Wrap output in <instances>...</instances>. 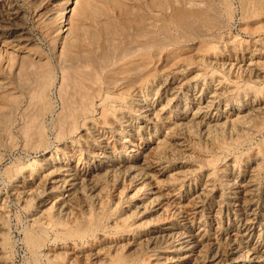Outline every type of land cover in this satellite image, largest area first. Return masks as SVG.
<instances>
[{"label":"bare ground","instance_id":"bare-ground-1","mask_svg":"<svg viewBox=\"0 0 264 264\" xmlns=\"http://www.w3.org/2000/svg\"><path fill=\"white\" fill-rule=\"evenodd\" d=\"M30 1L39 2V0ZM225 4L227 5V8H225L228 9V13H230L229 0H226ZM239 5H241V3ZM242 5L243 7L240 6L241 9L243 10V8H245V10L248 11L245 13L246 18H251L256 16L258 12L262 13V11H264V0H242ZM7 12V18L9 19L8 24L10 25L0 24V36H5V34L10 36L13 33H17L16 31H18L21 26L19 22L23 20L22 12L19 8L11 7ZM243 14L244 13H242V16L244 17ZM68 16H70L68 15V10L62 7L58 17L59 22L60 20L66 21ZM227 17L229 18V14ZM8 27H12V30ZM60 34L62 33L60 32ZM208 51L209 50H207V53H200V57L197 58V63H200L199 67L198 65L195 67L192 66L191 64L193 63H190L192 62L191 58H186V61L182 62H187L188 64L184 65L183 63L181 67H175L174 69H177V71H172L170 73L154 71L149 74V78H147L142 85L143 88L153 90L151 92H153L154 98L158 96L161 97L157 103L154 99H152L153 101H148V97L143 94L141 95L140 92L131 94L121 93L120 95H114L113 93L110 95L108 92H106V94L103 93L99 84L100 76L88 63L79 64L77 62V65H70L72 63L69 62V66L71 67L64 70V74L61 75L62 80L60 78V86L58 85V95L60 97L59 109L54 108L51 99V90L56 82L55 72L48 70V72L40 74L31 79V81H28V86L24 85L27 87V99H14V112L10 109L9 111L11 112L0 113V161L3 159L1 148L2 150L11 149L20 143L23 144L24 148L44 150L46 153L47 151L49 152L47 122H49L48 119L50 116L52 120L51 129L55 133L56 138L60 141L68 139L71 141L70 144H68L69 147L63 149V152L64 154L72 152V156H69L71 157L70 163L62 161L61 163H57L51 155L45 157L46 159L43 165L46 172L38 177H36L37 174L35 171H37L38 168L35 163L36 167L33 166L34 164L32 165V163L29 164L28 167L27 165L22 166L20 164H13L11 167L5 169V175L7 177L11 178V176L14 175L15 178L11 184H9L6 191L0 189V264H12L9 258V254L11 253L10 235L6 233L8 217L6 216L5 208L9 203L6 201L9 199H18L30 210L35 209V212L31 213V218L29 219L27 217L30 225L29 227L26 225L28 228L26 234L24 233L27 247H29L28 249L34 254L35 258L45 246L49 231H55L57 244L55 246L53 245L54 247L52 246L53 248L49 249V251L45 249V251H48L47 254L45 253L47 255V258H45L48 264H163L165 259H163L164 257H162V255L166 251H173L174 255L165 257V264H170V262L173 264L183 259L189 260L191 264L198 263L199 255L202 251L200 248L202 249L204 246V241L196 234L197 240L195 241L198 248L190 249V241L193 238L191 239L189 236L187 238V235L183 233L179 234L177 229L175 232L174 230L176 227L173 226V222L171 223L175 211L179 208H185L184 204H182L183 202L180 200V194L182 192L181 183L184 182L192 171L196 172L205 168L214 167L218 163L221 153L238 149L244 143L250 142L253 136L264 128V103H256L253 101L255 100L254 98H264V87H257L250 82L240 85L239 83L241 81L239 83L236 82V78H233L234 80L228 79L224 74L225 71H231L233 68L240 66V61H237L236 58L234 60L235 62L233 60L221 61L222 58L218 61L215 58V51L212 50L210 54H208ZM259 55H261L260 52L252 54L250 59L246 61L244 67L242 66V71L257 77L264 72V61L258 59L261 57ZM209 56L210 58H214L208 60L207 57ZM240 60L242 61V59ZM142 63L137 62V64ZM147 63L148 62H146V64ZM74 64H76V62H74ZM212 64H215V66L217 65V69L214 68ZM142 66H144V63ZM131 69L132 71L134 70V68ZM151 69L150 67V70ZM108 70L109 69H107V71ZM141 70L143 69H136L138 72ZM138 72L136 74H138ZM178 72L180 76L176 75ZM141 75H144V73L141 72ZM136 76L137 75H135V77ZM139 77L141 78L142 76ZM257 77L255 78L257 79ZM136 78L139 79L138 77ZM136 78H134V81ZM157 81H159L157 84L158 86L153 87L155 84L154 82ZM202 81L203 83L209 84L207 88L200 85ZM131 82L133 84V81H130V85ZM185 88L188 90L184 95ZM247 93L251 94L253 97L251 99L253 102L249 107H239L237 104H233L231 107L232 112H226L224 109L217 106L219 104L218 101L222 97L223 99L227 98L233 100ZM136 95L144 96L139 99L137 98V104L134 103V101L136 102L134 98ZM184 96H188L189 99H184ZM138 100L142 102L139 104ZM147 101L148 104L143 109L141 105ZM98 105L102 106V113L100 112L101 124L106 127L112 125L116 127L118 125L117 123L122 122V115L126 111L139 112L148 124L151 126L157 125L155 128L161 129V132L159 136L154 138V146H152V144L151 146L145 147L139 156L124 152L121 155H116L115 161L118 163L112 165H106L109 162L108 158L111 153L108 152L110 155H106L103 154L104 151L100 157L99 164L94 163L95 166L94 164L93 166L92 164H83L82 152L78 147L83 138H77L76 134L81 133L82 136H85L89 129H92V127L98 124L94 118L95 107ZM171 107H175L177 114L170 115L171 113L169 110ZM168 112L170 114H168ZM98 131H100V129L97 130V132ZM133 132L136 133L135 129ZM102 136L104 137V135ZM89 137L87 136V138ZM108 139H110V137ZM138 145L140 146L141 144ZM256 146L258 145L256 144ZM68 148L70 150H68ZM130 156H133V160L131 161L128 160ZM193 158L201 159V165L194 166L191 164ZM245 158H253L255 164L249 169L246 180L232 179V188L240 189L244 191L243 193L250 194L257 181L256 179L259 171L264 167V142H261L257 149L255 148L247 153ZM177 160L182 163L181 166H177ZM11 161L14 162V160ZM75 161L77 164L74 166L73 162ZM91 163H93V161ZM232 164L233 163H231V166ZM84 165H86V167ZM104 165V170H101L100 167ZM157 167H159V170ZM162 170L168 172L165 177L162 176ZM28 171L33 172L31 177ZM24 174L25 179L18 184L17 179L20 177L22 178ZM216 174V172H213L211 178ZM115 180H119L123 184L122 188L118 190L119 194L124 195L127 188L135 189L131 198L125 204L121 203L122 200L118 197H114L111 193V188L116 182ZM0 183L2 184V182ZM209 186L210 184H206L204 189H201V192L199 191L200 194L193 196L190 202H187L188 205L186 206L190 210L193 211L196 209L195 207L200 203L201 199L203 197L205 198L204 195L210 194L211 191ZM153 188L157 191H154ZM159 193V196L156 195ZM117 196L119 195L117 194ZM93 200L97 203L96 205ZM154 211H158V213L156 215L154 213L150 218L148 217L149 220L142 219L146 214ZM111 221L115 222L110 225ZM191 222L193 223V221ZM153 223L159 227L152 230L153 235H146V231L153 227ZM159 223H162V225H159ZM108 231H112V233L110 234ZM134 232L140 234L142 239L147 241V245H139V242L137 244L138 246L134 245L135 247H133L130 240L133 239L132 234H134ZM101 233L104 235L103 239L97 240V234ZM129 235L132 236V239L129 238ZM162 239L166 242V245L160 244V240ZM64 240L72 242L71 245L69 244L70 247L66 248L62 246V241ZM148 245L151 248L152 254L149 253ZM240 257L242 256L240 255ZM233 259L236 261L235 258Z\"/></svg>","mask_w":264,"mask_h":264},{"label":"rangeland","instance_id":"rangeland-1","mask_svg":"<svg viewBox=\"0 0 264 264\" xmlns=\"http://www.w3.org/2000/svg\"><path fill=\"white\" fill-rule=\"evenodd\" d=\"M239 2L241 5H239ZM225 3L226 0H39V2H32L30 0H0V5L2 6H0V19L3 18L0 24H8L9 19L7 18V10L11 7L19 8L22 12L23 19L19 22L21 26L20 29L16 31L17 33L14 34L12 32L13 34L10 36L6 34L5 36H0V113L14 112V99H27V87L25 86H28V81H31V79L40 74L48 72V70L55 72L54 74L56 75V85L54 84L51 90V99L54 108L59 109L60 97L58 95V85L60 86L62 80L61 75L64 74V70L71 67L69 66V62L72 63L70 65H77L78 63L90 64L99 74V84L102 92L105 94L106 92L110 95H112V93L114 95H120L121 93L131 94L140 92L141 95L143 94L148 97V101H153L152 99H154L157 103L161 97L158 96L154 98L153 92H151L153 90L143 88L142 85L145 80L149 78L151 72L159 71L170 73L172 71H177V69H174L175 67H181L183 63L184 65L188 64L187 62H182L186 61V58H191L192 62L190 63H193L191 64L192 66L195 67L198 65L199 67L200 63H197L198 61L196 60L200 57V53H207V50H209L208 54H210V52L212 53V50H214L216 53L215 58L218 61H220L221 58V61H234L235 58L237 61H240V66L233 68L231 71L226 70L225 73L223 72L228 79L234 80L236 78V82L239 83L241 81L239 83L240 85L250 82L257 87H264V72L257 77L242 71V66L244 67L246 61L256 52L261 53V55H259L261 57L258 59L264 61V11H262V13L258 12L256 16L251 18H246L245 13L248 11L245 10V8H243V10L241 9L240 6L243 7L242 0H229L231 4H229L230 13H228ZM62 7L68 10V15L70 16H68L69 20H60V23L58 17ZM242 13H244V17ZM228 14L229 18L227 17ZM10 29L12 30V27ZM60 32L62 34H60ZM212 58L214 57H207L208 60ZM240 59H242V61ZM145 61L148 63L146 64ZM74 62H76V64H74ZM137 62H143L144 66H142L143 63L137 64ZM213 66L217 69V65L215 66L214 64ZM139 67L143 70L138 72L136 69L140 70ZM150 67L154 69L150 70ZM131 68H134V70L132 71ZM107 69L109 70L107 71ZM137 72L138 74H136ZM141 72L144 73V75H141ZM179 74V72L176 73V75L180 76ZM135 75H137L136 77L139 79H137ZM138 75L142 77L140 78ZM255 77H257V79ZM134 78H136L135 81ZM129 80L133 81V84L131 82L130 85ZM154 83L153 87H156L159 81ZM200 85L207 88L209 84L203 83L202 81ZM187 90V88L184 89V95ZM141 95H136L134 97L136 99L134 103L137 104V98L144 97ZM185 98L189 99L188 96H184V99ZM252 98L253 97L249 93L237 99L234 98V101L227 98L223 99L222 97L218 101L219 104L217 103V106L221 107L226 112H232L231 107L233 104H237L239 107H249L253 101L256 103H264V98H254L255 100L251 101ZM148 101L141 105L143 109L147 106ZM138 102L140 104L142 101L138 100ZM101 108V105L95 107L94 118L98 124L92 127V129H89L85 136H82L81 133L76 134L77 138H83L78 146L82 152L83 164H92V166L94 163L99 164L100 157L104 151L103 154L106 155H110L109 153H111L108 158L109 162L106 165H112L118 163L115 161L116 155H121L124 152L139 156L145 147L151 146L152 144V146H154V138L160 135L161 129H156L155 127L157 125L151 126L148 124L139 112L126 111L122 115L123 118L121 123H117L118 125L116 127L114 125L106 127L101 124ZM10 109L11 111H9ZM169 112L168 114L170 115L177 114L175 107H171ZM48 121L47 135L50 153L48 151L46 153L44 150L24 148L22 143L11 149L2 150L1 148L3 159L0 161V182H2L3 185L0 183V189L2 191H6L9 184H11L15 178L14 175L11 176V178L5 175V169L11 167L13 164H20L22 166L27 165L28 167L29 164L32 163L33 165L35 163L38 168V170L35 171L37 174L36 177H38L46 172L43 165L46 159L45 157L51 155L57 163H61V161L67 163L71 162V157L69 156H72V152H68L67 154L63 152V149L69 147L68 144H70L71 141L69 139L64 141L58 140L51 129V116ZM133 128L136 133L133 132ZM99 129L100 131L97 132ZM102 135H104V137ZM87 136H90V139L87 138ZM107 137H110V139ZM261 142H264V128L259 130L250 142L244 143L238 149L221 153L219 161L214 167L205 168L196 172L192 171L184 182L181 183L182 192L180 194V200L183 202L182 204H184L185 208L177 209L178 212L177 210L175 211L171 223L173 222V226L176 227L174 230L175 232L178 230L179 234L183 233L187 235V238L189 236V238L194 239L190 241V249L198 248L195 241L197 240L196 234L204 241L205 244L202 249L200 248L202 251L199 255V261L196 264H235L236 262L239 264H264V167L259 171L256 179L257 181L250 194L243 193V190L232 188V181L234 178L243 181L248 177V171L255 164V161L253 158H245V155L253 149H257ZM138 144L141 145L139 146ZM256 144L258 146H256ZM68 150L70 149L68 148ZM11 160H14V162ZM128 160H133V156L128 157ZM89 161H93V163ZM177 161V166H181L182 163L179 160ZM73 163L74 166L77 164L76 161ZM201 163V159L193 158L191 164L195 166L201 165ZM231 163H233L232 166ZM35 164L33 166H35ZM86 165L84 166L86 167ZM100 168L104 170L105 165ZM158 168L159 167H157V169ZM162 172L163 177L168 173L166 170H162ZM213 172H216L217 176L215 175L211 178ZM32 173L33 172H29L30 177L33 175ZM25 174L22 178L20 177L21 179H17L18 184L25 179ZM115 181V185L111 188V193L114 197L121 199V203L125 204L131 198L135 189L127 188L124 195L119 194L118 190L122 188L123 184L119 180ZM206 184H210L211 186H209L211 191L210 194L204 195L205 198L203 197L201 199L200 203L195 207L196 209L193 211L190 210L186 205H188L193 196L200 194L201 189H204ZM153 190L157 191L155 188H153ZM117 194L119 196H117ZM156 195L159 196L160 193ZM6 202H9L6 205L5 211L8 217H6L8 224L6 233L10 235L11 253L9 254V258L11 263L48 264L46 254L49 249L57 244L55 231H49L45 246L35 258L34 254L28 249L29 247H27L24 236V233L26 234V230L30 225L29 219L31 218V213H34L35 209L30 210L18 199H9ZM93 202L95 205L97 204L95 200H93ZM180 211L183 213L181 214ZM154 213L156 215L158 211L148 213L145 215L147 219L145 217H142V219L149 220L148 217L150 218ZM115 221H111L110 225ZM191 221H193V223ZM159 225H162V223H159ZM158 227L159 226L153 223V227L146 231V235H153L152 230ZM108 232L110 234L112 233V231ZM137 232L132 234L133 237L129 235V238H133L130 240L132 246H138L137 244L139 242V245H147V241L143 240L142 236ZM103 236L102 233L97 234L96 239L101 240ZM69 244L71 245L72 242L62 241V246L66 248L70 247ZM160 244L166 245V242L162 239L160 240ZM148 247L149 253L152 254L149 245ZM45 249L48 251H45ZM172 255H174L173 251H166L162 257L166 260L165 257H170ZM240 255L243 258L240 257ZM233 258H235L236 261ZM165 260L163 264H165ZM179 262L181 264H191L190 261L186 259L177 261L173 264H180ZM170 264H172V262H170Z\"/></svg>","mask_w":264,"mask_h":264}]
</instances>
